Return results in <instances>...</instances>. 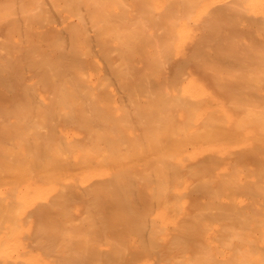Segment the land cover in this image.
<instances>
[{
	"label": "bare ground",
	"instance_id": "6f19581e",
	"mask_svg": "<svg viewBox=\"0 0 264 264\" xmlns=\"http://www.w3.org/2000/svg\"><path fill=\"white\" fill-rule=\"evenodd\" d=\"M0 264H264V0H0Z\"/></svg>",
	"mask_w": 264,
	"mask_h": 264
}]
</instances>
